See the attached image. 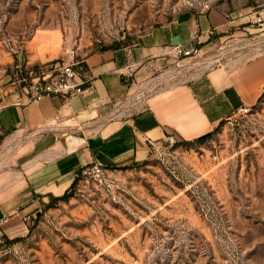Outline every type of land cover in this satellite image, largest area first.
Returning <instances> with one entry per match:
<instances>
[{
    "label": "rangeland",
    "instance_id": "374dc122",
    "mask_svg": "<svg viewBox=\"0 0 264 264\" xmlns=\"http://www.w3.org/2000/svg\"><path fill=\"white\" fill-rule=\"evenodd\" d=\"M212 7L264 17V0H0V70L13 85L17 58L59 41L86 52L128 45L180 11ZM190 58L173 68L203 61ZM248 108L203 141L162 142L54 206L38 202L26 230L9 236L21 239L0 247V264H264V94Z\"/></svg>",
    "mask_w": 264,
    "mask_h": 264
},
{
    "label": "crops",
    "instance_id": "0c3cea01",
    "mask_svg": "<svg viewBox=\"0 0 264 264\" xmlns=\"http://www.w3.org/2000/svg\"><path fill=\"white\" fill-rule=\"evenodd\" d=\"M256 15L188 9L132 44L90 52L77 47L86 65L85 91L67 99L46 95L17 104L16 88L0 70V237L23 233L38 202L70 190L86 165L129 167L169 135L195 139L241 107L256 105L264 94V23H256ZM251 33H258L254 41L237 38L220 51L226 38ZM60 42L46 54L17 58V64L62 58L74 46ZM178 43L198 49L191 57L203 61L173 68L174 58L191 59L171 52Z\"/></svg>",
    "mask_w": 264,
    "mask_h": 264
},
{
    "label": "built area",
    "instance_id": "2783aa9c",
    "mask_svg": "<svg viewBox=\"0 0 264 264\" xmlns=\"http://www.w3.org/2000/svg\"><path fill=\"white\" fill-rule=\"evenodd\" d=\"M206 7H208L206 5ZM254 21L256 23H264L261 16L256 15ZM171 52L176 57H191L196 55L199 50L196 48L186 49L181 44H174L171 47ZM16 69L21 66L15 65ZM19 72V71H18ZM85 72L86 65L78 54L77 47H70L65 51V54L60 61L46 65V67L39 73H27V75H19L15 70L12 83L17 91V104H26L28 102L39 100L42 97L48 96H62L70 98L74 95L83 93L85 88ZM247 106L241 107L238 111L240 113L248 112ZM176 142L175 138L169 135L165 143L173 145ZM156 146L154 150H158ZM106 168L100 163H91L82 168L78 174L77 186L82 184H89L90 182H102L106 178ZM6 221V219H5Z\"/></svg>",
    "mask_w": 264,
    "mask_h": 264
},
{
    "label": "trees",
    "instance_id": "16d2710c",
    "mask_svg": "<svg viewBox=\"0 0 264 264\" xmlns=\"http://www.w3.org/2000/svg\"><path fill=\"white\" fill-rule=\"evenodd\" d=\"M122 44L116 42L114 44H106V45H102L99 50H104V49H108V48H118L120 47ZM60 61V59H55V60H52V61H49L45 64H33L31 66H25L24 64L21 65V67L19 69H16V72L21 76L23 75V73L27 74V73H39L40 71H42L46 65H49V64H52V63H55V62H58ZM17 65V64H15ZM19 71V72H18ZM261 99V97H260ZM211 134L210 133H207L205 135H202V136H199L195 139H192V140H189V141H176L175 143H190V142H194V141H203L205 140L209 135ZM176 140V139H175ZM125 168V167H123ZM77 181H78V174L76 176V178L74 179V181L72 182L71 186H70V190H66L63 194L61 195H58V196H51L50 199L48 200V202L44 203V207H51V206H54L57 201L59 200H65L69 197V195L71 194V190L74 188V186L77 184ZM30 228V227H29ZM1 241H0V247H2L4 244L5 245H9V244H12L18 240L21 239V237H14V238H9L8 235H6L5 233H3L0 237Z\"/></svg>",
    "mask_w": 264,
    "mask_h": 264
}]
</instances>
